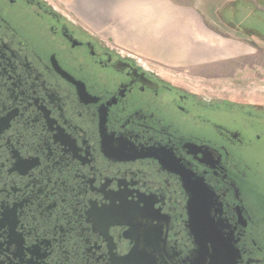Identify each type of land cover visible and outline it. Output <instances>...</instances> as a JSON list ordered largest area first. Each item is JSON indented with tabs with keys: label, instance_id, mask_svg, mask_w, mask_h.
Masks as SVG:
<instances>
[{
	"label": "flooded vegetation",
	"instance_id": "flooded-vegetation-1",
	"mask_svg": "<svg viewBox=\"0 0 264 264\" xmlns=\"http://www.w3.org/2000/svg\"><path fill=\"white\" fill-rule=\"evenodd\" d=\"M165 68L0 0V264H264V107Z\"/></svg>",
	"mask_w": 264,
	"mask_h": 264
},
{
	"label": "crops",
	"instance_id": "crops-1",
	"mask_svg": "<svg viewBox=\"0 0 264 264\" xmlns=\"http://www.w3.org/2000/svg\"><path fill=\"white\" fill-rule=\"evenodd\" d=\"M77 24L121 50L161 67L209 62L235 34L223 21L249 11V0H53ZM238 3L240 10L233 5ZM222 37V36H221ZM224 38V37H222ZM226 43V42H225ZM240 49L245 42H233Z\"/></svg>",
	"mask_w": 264,
	"mask_h": 264
},
{
	"label": "rangeland",
	"instance_id": "rangeland-1",
	"mask_svg": "<svg viewBox=\"0 0 264 264\" xmlns=\"http://www.w3.org/2000/svg\"><path fill=\"white\" fill-rule=\"evenodd\" d=\"M249 2L253 8L240 11L233 19L240 31L234 29L235 34L230 37L218 35L219 42L221 39L224 42L222 47L217 46V56L213 60H195L186 67L165 69L179 74L178 78L184 83L204 92L221 94L223 97L236 98L237 102L249 101L245 103L264 107V0ZM55 5L64 12L62 7ZM236 38L245 42L240 49L233 43Z\"/></svg>",
	"mask_w": 264,
	"mask_h": 264
},
{
	"label": "water",
	"instance_id": "water-1",
	"mask_svg": "<svg viewBox=\"0 0 264 264\" xmlns=\"http://www.w3.org/2000/svg\"><path fill=\"white\" fill-rule=\"evenodd\" d=\"M205 192L210 193L208 187H205V189H203ZM196 200H195V194L194 191H192V195H191V200H190V204H195ZM191 217L192 219H195V210L193 209L191 211ZM195 225H192L191 228L194 229ZM202 228H205L202 226ZM214 236L218 237V244H217V249H215V253H213L212 255H210L209 253V248L210 246L208 245L207 241H201L198 242L200 248L198 249V251H201V260L202 261H206V264H210V260H212V264H234L236 262V254H233L232 256H228L226 257V253H223V251H225L224 249H222L221 247H224V244H222L220 242L219 236L216 232L212 233ZM216 241H212V245L216 244Z\"/></svg>",
	"mask_w": 264,
	"mask_h": 264
}]
</instances>
